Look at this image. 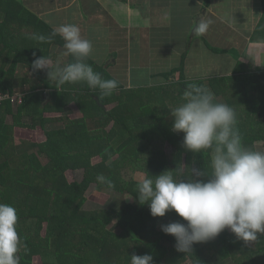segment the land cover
I'll return each instance as SVG.
<instances>
[{
    "label": "trees",
    "instance_id": "1",
    "mask_svg": "<svg viewBox=\"0 0 264 264\" xmlns=\"http://www.w3.org/2000/svg\"><path fill=\"white\" fill-rule=\"evenodd\" d=\"M261 2L263 13L254 38L264 34V0ZM52 32L45 21L17 0H0V90H20L25 94L17 107L9 99L0 105V203L17 211L20 264L25 256L34 255H39L43 264H125L122 261L127 258L130 264L132 254H149L153 264L168 263L183 252L176 250L175 238L162 232L161 226L182 218L174 211L153 217L149 206L139 203L136 194L140 180L129 177V170L142 171L153 179L173 170L180 180L191 176L192 167L210 169V152L187 151L182 146L184 134L172 131L170 110L183 102V95L168 97L173 83L181 87L182 94L189 85H195L210 89L218 102L224 96L225 103L237 113L243 143L258 151L259 142H264V68L239 79L236 74L189 79L181 65L176 70L180 72L178 81L127 87L109 74L107 67L113 59L99 65L88 58L86 62L103 78L118 81L114 93L104 97L99 89H90L83 82L57 88L48 79L47 71L32 70L35 58L55 56L51 49L60 37H53ZM37 34L51 39L38 42L32 38ZM188 50L187 47L183 60ZM69 62H73L71 56L63 61ZM19 65L28 68L30 76H17ZM169 98L176 104L170 109L165 102ZM70 102L78 106L82 118L48 128L53 119L45 113L65 112ZM110 103L114 106L108 109ZM15 126H40L55 156L43 164L39 144L31 150L24 142L15 143ZM167 142L174 147L170 158L158 146ZM97 154L103 161L93 165L91 160ZM116 154L118 157L110 161ZM14 155H18L21 166L11 163ZM184 158L189 167L181 173L175 169H181ZM70 169L82 170V179L67 181L64 174ZM101 174L113 182V189L106 191L97 181ZM92 186L114 193L117 198L113 203L84 209ZM228 234L226 229L183 254L190 258V264H264V234H258L248 246L242 240L229 239Z\"/></svg>",
    "mask_w": 264,
    "mask_h": 264
},
{
    "label": "clouds",
    "instance_id": "2",
    "mask_svg": "<svg viewBox=\"0 0 264 264\" xmlns=\"http://www.w3.org/2000/svg\"><path fill=\"white\" fill-rule=\"evenodd\" d=\"M212 23L202 18L195 32L206 33ZM56 35L63 41L61 56H71L73 62L58 60L53 68L42 56L33 60L32 70L47 71L57 88L83 82L90 89H99L102 96H111L118 81L103 78L86 62L93 44L82 36L80 27L61 24L52 32ZM32 38L47 42L51 36L37 34ZM182 99L170 110L172 131L184 134L182 146L187 151L197 154L208 150L210 169L192 167L191 176L180 180L173 170L154 179L144 177L137 184L139 203L147 204L153 217L174 211L182 218L161 226L162 232L175 238L179 252L190 253L194 244L211 241L226 229L238 240L255 241L258 234H264V151L243 143L235 109L218 102L207 87L189 85ZM175 170L183 173L182 169ZM96 179L106 191L113 189V182L104 175ZM17 221L16 209L0 203V264H20ZM130 264H153V257L132 254Z\"/></svg>",
    "mask_w": 264,
    "mask_h": 264
},
{
    "label": "crops",
    "instance_id": "3",
    "mask_svg": "<svg viewBox=\"0 0 264 264\" xmlns=\"http://www.w3.org/2000/svg\"><path fill=\"white\" fill-rule=\"evenodd\" d=\"M208 1L209 4L207 0H18L53 31L61 24L78 25L82 36L93 44L89 58L99 65L113 59L107 70L127 87H149L171 79L173 74L170 73L181 65L189 79L235 74L239 79L263 70L264 34L259 36L260 39L254 38L261 23L262 0H238L237 3L213 0L214 4ZM255 4L261 5L259 11H256ZM228 5L232 7L230 11L239 10L242 16L233 18L229 12V17H224V7ZM212 17L224 23L232 22L228 29L230 33L223 34L224 28H213ZM202 18L213 21L203 34L204 39L217 40L212 41L213 44L221 45L224 50L239 47L242 56L238 60L212 52L208 47L203 49L202 38L195 36V28ZM180 22L187 24L180 26ZM225 37L227 43H223ZM60 40L51 49L55 64L68 57L61 56L63 41ZM187 47L189 50L183 60ZM246 60L249 62L244 64ZM215 63L220 70L215 69ZM174 75L180 79L178 73ZM70 112L68 107L60 114L64 117ZM9 122L12 123L13 119ZM64 125L63 119L58 122L53 119L47 127ZM258 151H264V142ZM77 172L78 180L82 179L83 171Z\"/></svg>",
    "mask_w": 264,
    "mask_h": 264
},
{
    "label": "rangeland",
    "instance_id": "4",
    "mask_svg": "<svg viewBox=\"0 0 264 264\" xmlns=\"http://www.w3.org/2000/svg\"><path fill=\"white\" fill-rule=\"evenodd\" d=\"M233 2L237 3L238 0H233ZM211 3L214 4L213 0H211ZM215 6H217L216 3H215ZM260 6L261 5H259V4H255L256 11L260 10ZM231 8L232 7L229 6V5L227 7H224V14H223L224 17H229L228 16L229 12H232L231 16L233 18L242 16V12L241 11H239V10H231L230 11ZM212 19L214 20V24H215V25H213V28H224L223 29V32H224L223 34L230 33V30H228V29H230V23L233 24L232 22L224 23V22H221V21L215 19V17H212ZM180 24H181L180 26H183V25H186L187 23L186 22H182V23L180 22ZM195 36H197V38L198 37L202 38L203 41H201V45H202L203 49H207V47H208V48H211L210 50L212 52H215V50H213L215 47L216 48H220L219 50H217L218 54H220V55H223V54L226 55L227 54L230 58L233 57L236 60H238V58H240L242 56V52L240 51L239 47H237V46L229 47L227 50H224L223 47H221V45H214L213 44L212 41H217V40H211V39H208V38L204 39L203 34H198V33H196ZM213 38H215V37H213ZM256 39H260V37L256 36ZM226 40H227V37H225V40H224L223 43H227ZM60 41L58 43H60ZM194 47H196V46H194ZM263 55L264 54H262L261 56H263ZM217 57L219 58V56H217ZM49 60L51 61V65L50 66L53 67L54 64H55L54 60L53 59H49ZM248 62H249V60H246V62L244 64H246ZM214 65H215L214 66L215 69L217 68L218 70H220L218 68V64L217 63H215ZM237 69H239V68H237ZM175 73H178V77H179L180 72L178 71V72H175ZM16 75L19 76V77H21V76H30V70L28 68H26L25 66L19 65L18 68H17ZM167 80H169V81H178V78H176L175 75L173 74L171 79L167 78L165 81H167ZM229 80H230V83H231V79H229ZM165 81H162V82H165ZM167 95H168V97H171V98H173V97L181 98L182 95H183L182 92H181V87H179L178 85L173 83L171 85V88L168 91ZM223 97L220 96L218 98V100L221 101L222 103H225V99H223ZM171 98L166 99V101H165L166 103H168L169 109L176 105V104L175 105L172 104ZM113 106H114V104L110 103V104H108L107 108L110 109ZM68 107H70L71 112L67 116L62 117V114H60L61 111H59V112H57V111L48 112V113H45V116H46V114L48 115L46 117H50L51 116V118L55 119V122H58V120H62L63 119L64 122H66V123L71 122V120H76V119L82 118L83 114L78 109V106L74 102H70ZM111 125H112L111 123L108 124L106 126V129L108 130L111 127ZM27 128H29V127L15 126V128H14V136H13V139H14L15 143H23L24 142L28 146L31 147V150L34 149L35 145L38 146V144H39L38 150L42 151L41 152L42 154L39 156L40 160L42 161L43 164H46L48 162V160H49V157H54L55 153L51 149V147H49V145H48L44 130L40 126H38L36 128H31V130H29ZM259 144H263V142H259ZM153 145L157 146V143L154 141ZM158 146H159V148L161 150L164 151V153L169 158L171 157V155H172V153L174 151L173 145H171L170 143L167 142V143L161 144V147H160L159 144H158ZM117 157H118V154L114 155L110 159V161L116 159ZM102 161H103V157L101 155H98V154L95 155L92 158V160H91L93 165H98ZM11 163L13 165H15V166H18V165L21 166L22 165V163L18 159V155L12 156ZM188 167L189 166H187V163L185 162V158H184L182 163H181V169L184 172V170L188 169ZM141 172L137 171L135 169H130L129 173H128V176L129 177L132 176L135 180H141V179H143L145 177L144 173L142 174ZM77 173H78L77 170L70 169V170L66 171L64 176L67 179V181L72 182V181H75V180L79 179L78 176H77ZM37 191L39 193H42L41 190H37ZM124 197H126V196H124ZM116 198H117L116 194L111 193V192H106V191H104L102 189H98L97 187H93L92 186L87 191L86 203H85L84 209L90 210V209L97 208V205H106L107 203H113ZM122 199H125V198L121 197L120 200H122ZM115 222H116V220L111 222L110 226H113ZM44 231H45V228L43 229V233H44ZM228 232H229V234H228L227 237L229 239L230 238L231 239L232 238H236L235 235L230 230H228ZM246 244H247V246L248 245H252V241L249 242V243H246ZM128 259L129 258H127L125 261H122V263L126 262L125 264H127L129 262ZM190 263H191L190 258H188L183 253H181V254L174 255L168 263L164 262L162 264H190ZM22 264H43V262H42V258L39 255H34L32 257L25 256ZM214 264H216V263H214Z\"/></svg>",
    "mask_w": 264,
    "mask_h": 264
},
{
    "label": "built area",
    "instance_id": "5",
    "mask_svg": "<svg viewBox=\"0 0 264 264\" xmlns=\"http://www.w3.org/2000/svg\"><path fill=\"white\" fill-rule=\"evenodd\" d=\"M24 96L25 94L23 92H21L20 90L18 91H13V92H9V91H1L0 90V105L5 101L8 100L11 102V104L14 107L19 106L20 104L23 103L24 101Z\"/></svg>",
    "mask_w": 264,
    "mask_h": 264
}]
</instances>
